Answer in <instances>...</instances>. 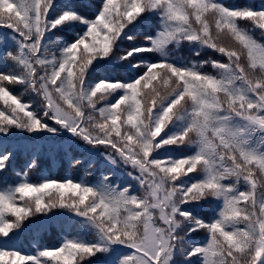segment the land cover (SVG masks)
I'll return each instance as SVG.
<instances>
[{
    "label": "snow or ice",
    "instance_id": "obj_1",
    "mask_svg": "<svg viewBox=\"0 0 264 264\" xmlns=\"http://www.w3.org/2000/svg\"><path fill=\"white\" fill-rule=\"evenodd\" d=\"M0 29V239L56 209L93 236L0 264H264V0H0ZM16 134L67 135L122 179L33 182V155L10 182Z\"/></svg>",
    "mask_w": 264,
    "mask_h": 264
},
{
    "label": "trees",
    "instance_id": "obj_2",
    "mask_svg": "<svg viewBox=\"0 0 264 264\" xmlns=\"http://www.w3.org/2000/svg\"><path fill=\"white\" fill-rule=\"evenodd\" d=\"M224 3L229 5H240L249 4L254 6H259L261 0H223ZM155 23L154 20L146 23L138 36V39H143V34L152 32L154 28L152 25ZM7 29H0V33L6 32ZM59 36V33H57ZM255 36L258 40L264 41V35L260 32H256ZM56 37H53L55 39ZM122 47H127V44L122 45ZM191 48L187 43L181 45V47L176 50L173 49L170 54H179L185 58H193L191 56ZM212 57V56H211ZM209 57L204 58L200 55V60H206ZM219 58V57H214ZM6 67H11L9 64L0 61V69ZM210 66H205V71H209ZM109 76H115L117 78H125L130 76L131 72H126L123 69H116L108 73ZM15 89L14 94L20 97L25 102H32L30 99L24 97V93H20ZM22 90V89H21ZM25 142L24 146L31 147L33 143L35 144V150L22 149V155H15L11 167L7 173H4L6 177L9 178L10 182L17 179L16 173L22 172L25 165L30 161L33 155H36L38 159V164L29 173V179L33 182L40 181L44 177H52L57 179H63L65 177H71L74 180H80L81 178H86L89 181H95L97 177L103 172H112L115 174L116 179H122V171L118 170L112 166H106L104 162L97 161L93 153L86 154L80 150H75L69 141L61 139L60 142H52L48 139L40 140V138H28L23 139ZM7 143L18 149L19 140L8 139ZM175 154H178V150H173ZM43 162V164L40 162ZM80 161V163H75ZM106 166V167H105ZM7 185L0 183V188L6 187ZM47 200V197H45ZM212 207L214 205L207 206L201 213L202 217L207 218L213 215ZM81 235L84 238L92 239L93 236L78 219L72 218L69 214H64L63 216L51 219L45 224H33L29 227L23 228L15 236H12L10 240L0 239V246L9 249L20 250L25 254H35L38 249L52 248L59 246L60 243L70 236ZM206 234L200 232L195 239L204 240Z\"/></svg>",
    "mask_w": 264,
    "mask_h": 264
},
{
    "label": "rangeland",
    "instance_id": "obj_3",
    "mask_svg": "<svg viewBox=\"0 0 264 264\" xmlns=\"http://www.w3.org/2000/svg\"><path fill=\"white\" fill-rule=\"evenodd\" d=\"M201 55L206 58V57H218L216 56L213 52H211V50H205L201 53ZM20 89H23V88H20ZM25 97L26 98H32V97H36L34 94H29V93H26L25 92ZM37 98V97H36ZM23 135H20V134H16L14 135L13 137L15 138H21ZM12 138V137H11ZM52 139V140H61V139H67L71 142V145L75 148V150H81V151H84L86 153H93L95 154L97 160H101L102 162H106V164H111L110 161H108L106 159V157L104 155L101 154L100 151H97L95 149H93L91 146H88V145H85L83 144L82 142L76 140V139H73L67 135H59V136H48V135H45L43 137H40V139ZM18 152H16L15 155H17ZM40 162L43 164V162L40 160ZM117 169H120L118 167H116ZM34 170V169H33ZM32 172V170H31ZM64 214H67V212L65 210H59V209H56V210H53V213L51 215L50 218H46L42 215L40 216H37L36 218L34 219H29L23 228H26V227H29L33 224H45L47 223L48 221H50L53 217H56V216H60V215H64Z\"/></svg>",
    "mask_w": 264,
    "mask_h": 264
}]
</instances>
